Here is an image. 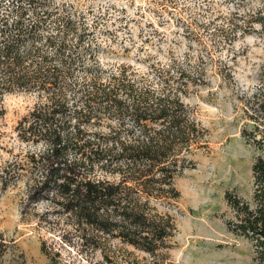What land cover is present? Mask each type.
<instances>
[{
    "label": "trees",
    "instance_id": "1",
    "mask_svg": "<svg viewBox=\"0 0 264 264\" xmlns=\"http://www.w3.org/2000/svg\"><path fill=\"white\" fill-rule=\"evenodd\" d=\"M218 19L207 26L220 49L250 34L264 37V0ZM97 24L98 18L89 20L79 5L64 0H0V119L7 94L35 95L32 111L17 126L20 139L39 148L30 154L37 172L31 191L53 194L79 225L157 256L177 232L175 216L160 206L179 198L176 178L195 168V150L207 147L208 131L186 99L207 85L209 62L228 69V80H235L233 67L215 59L197 35L207 58L189 51L153 62L147 71L103 62L99 54L113 49L94 36ZM257 80L256 88L238 95L237 109L248 119L242 138L263 153L264 62ZM252 174L250 199L225 196L232 215L227 225L251 241L255 261L264 264L263 155Z\"/></svg>",
    "mask_w": 264,
    "mask_h": 264
},
{
    "label": "rangeland",
    "instance_id": "2",
    "mask_svg": "<svg viewBox=\"0 0 264 264\" xmlns=\"http://www.w3.org/2000/svg\"><path fill=\"white\" fill-rule=\"evenodd\" d=\"M64 1L79 5L89 20L98 18L94 36L113 49L99 54L103 62L129 63L147 71L153 62L183 58L189 51L195 56L201 51L207 58L201 41L194 38L197 35L215 59L233 67L235 80H228L223 65L208 59L207 85L196 87L186 99L208 131L207 147L195 150V168L176 178L179 198L160 206L175 216L177 232L170 247L157 256L79 225L56 205L53 194L31 191L37 172L30 154L39 148L23 142L17 126L37 98L26 92L7 94L2 101L6 112L0 119V264H258L251 241L228 228L232 215L225 196L234 192L251 198L252 167L258 156H264L242 138L248 119L237 109L238 95L258 85L264 37L250 34L233 47L220 49L212 37L213 27L207 25L210 20L219 24L218 17L235 8L256 9L259 0ZM256 28L260 31V26Z\"/></svg>",
    "mask_w": 264,
    "mask_h": 264
}]
</instances>
